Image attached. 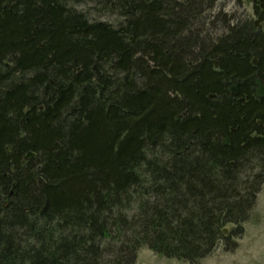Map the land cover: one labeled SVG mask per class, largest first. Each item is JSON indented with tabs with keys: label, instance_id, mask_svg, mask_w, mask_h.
Listing matches in <instances>:
<instances>
[{
	"label": "trees",
	"instance_id": "trees-1",
	"mask_svg": "<svg viewBox=\"0 0 264 264\" xmlns=\"http://www.w3.org/2000/svg\"><path fill=\"white\" fill-rule=\"evenodd\" d=\"M254 3L258 26L216 0H0V264L237 246L264 182Z\"/></svg>",
	"mask_w": 264,
	"mask_h": 264
},
{
	"label": "rangeland",
	"instance_id": "rangeland-1",
	"mask_svg": "<svg viewBox=\"0 0 264 264\" xmlns=\"http://www.w3.org/2000/svg\"><path fill=\"white\" fill-rule=\"evenodd\" d=\"M254 1L216 0L215 10L235 16V20H245L247 17L254 21L257 19ZM230 230H233L232 225H226L223 234ZM225 243L221 239L209 254L193 263L162 257L141 248L136 253L134 264H264V182L256 195L255 205L248 219L243 223V235L237 240V246L227 249L228 245Z\"/></svg>",
	"mask_w": 264,
	"mask_h": 264
},
{
	"label": "water",
	"instance_id": "water-1",
	"mask_svg": "<svg viewBox=\"0 0 264 264\" xmlns=\"http://www.w3.org/2000/svg\"><path fill=\"white\" fill-rule=\"evenodd\" d=\"M256 82V85H257V90H256V94L257 96L259 97H263L264 96V83H260L258 80L255 81ZM231 91L232 92H235V86L232 85L230 87ZM224 143H228V140L227 138L224 139ZM33 154L31 152H29L26 156H25V159H28V158H32Z\"/></svg>",
	"mask_w": 264,
	"mask_h": 264
},
{
	"label": "flooded vegetation",
	"instance_id": "flooded-vegetation-1",
	"mask_svg": "<svg viewBox=\"0 0 264 264\" xmlns=\"http://www.w3.org/2000/svg\"><path fill=\"white\" fill-rule=\"evenodd\" d=\"M253 1H254V0H253ZM256 1H259V2H261L262 0H256ZM260 6H261V3H260ZM263 97H264V96H263ZM263 97H262V98H263Z\"/></svg>",
	"mask_w": 264,
	"mask_h": 264
}]
</instances>
